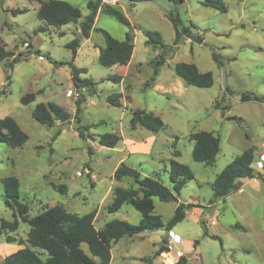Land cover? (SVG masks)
<instances>
[{
  "label": "rangeland",
  "instance_id": "rangeland-1",
  "mask_svg": "<svg viewBox=\"0 0 264 264\" xmlns=\"http://www.w3.org/2000/svg\"><path fill=\"white\" fill-rule=\"evenodd\" d=\"M65 1L80 9L78 21L38 31L39 25L46 26L36 16L38 1L0 0V44L14 53L0 61V118L13 117L28 135L18 147L0 142V218L14 219V210L5 205L1 180L15 176L19 181V200L27 205L29 217L46 207L61 205L77 215L95 210L93 224L98 230L113 219L137 224L141 214L129 203H124L116 212L106 210L114 186L137 185L128 177L113 179V169L124 152L117 144L119 141L114 147H106L98 143V137L109 132L121 138L123 131L124 135L144 140L153 134L151 154L136 153L127 165L170 187L169 159L174 157L172 151L178 150L180 156L176 159L194 174L176 195V200L153 198L154 213L163 222L172 216L178 203H199L188 207L183 220L173 228L180 236V242L173 249L183 252L186 264H264V179H239L235 185L241 183L240 189L232 188L223 198L214 199L212 191L214 178L226 164L244 149L251 147L257 152L262 146L264 102L243 101L241 94L264 96V0H225V12L204 6L199 0H100L121 9L134 33L132 71L126 77L125 88L122 87L121 97L126 102L121 101V105H112L106 100L108 94L120 91V84L106 77L120 70L97 62L96 48L104 46L102 33L95 29L88 40L81 38L74 58L67 46L80 36L79 22L89 12V0ZM22 8L26 11L12 13ZM170 14L179 20L181 29H188L179 35L177 43H174ZM95 27L117 39H122L128 30L104 13L96 17ZM145 29L157 31L165 48L147 43ZM18 54L21 59L9 67V62ZM159 54L164 63L154 83L151 81L146 86ZM41 55L44 59H39ZM71 60L76 67L87 69L79 76L92 79L94 85L90 88L73 85L70 67L66 64ZM176 62L194 63L200 71H211L212 85L197 87L186 83L174 72ZM26 93H33L34 100L23 104L21 97ZM76 100L82 104L78 118L73 117ZM39 102H54L72 118L67 123L55 121L52 126L41 124L32 116ZM136 109L158 115L164 126L157 132L142 126L133 128L130 117ZM80 129L83 137L79 136ZM200 130L210 131L220 139V150L212 164L192 158L193 140L189 136ZM254 171L264 176V169ZM53 184L63 186V192ZM17 219L18 228L2 232L1 242L11 236L23 246L27 244L29 226ZM139 234L124 235L112 242L111 264L177 262L172 261L173 254L165 258L155 253L164 229ZM82 248L86 246L82 244ZM32 249L41 253L37 248ZM41 257L45 255L41 253ZM3 259L0 264H4Z\"/></svg>",
  "mask_w": 264,
  "mask_h": 264
},
{
  "label": "trees",
  "instance_id": "trees-1",
  "mask_svg": "<svg viewBox=\"0 0 264 264\" xmlns=\"http://www.w3.org/2000/svg\"><path fill=\"white\" fill-rule=\"evenodd\" d=\"M39 7L36 16L43 21L46 26L60 27L61 25L77 22L81 17V11L78 7L65 0H37ZM135 1V0H129ZM183 1V0H173ZM207 7L220 12L226 11L225 0H199ZM88 14L79 24L80 36L72 39L67 46L72 49L73 58L76 54V48L79 46L81 38H88L97 12L113 16L118 22L125 25L128 30L122 39L113 37L109 32L102 28H94L100 31L104 37V46L99 48L97 56L98 64L110 67L112 65H125L129 62L134 47V33L132 25L123 11L116 6L100 2V0H89L87 2ZM26 9H14L12 13H22ZM174 26V43H177L179 35L187 28L179 27V20L169 15ZM38 31H43L39 26ZM146 42L154 44L162 49L165 45L162 43L160 34L153 30H144ZM14 53L7 50L3 44H0V61L13 56ZM212 57L218 61L215 53ZM21 59L18 54L9 62V67ZM73 60V59H72ZM66 62L70 67L71 80L75 87H88L94 85V81L88 77L81 78L80 73L87 70L84 67H76L73 62ZM164 63L162 54L153 62V75L148 82L154 81L158 74L159 67ZM174 72L182 80L190 85L197 87H209L213 83V74L211 71H200L194 63L176 62L173 65ZM106 79L118 82L120 76L114 74ZM257 100L264 102V96H257L253 93L243 92L241 100ZM34 100L33 93H26L21 97V102L27 104ZM106 100L112 105H121L120 92H112L107 95ZM81 102L76 100V111L74 118H78L81 111ZM32 116L41 124L52 126L55 121L67 123L72 115L63 107L48 102L44 104L39 102L35 105ZM130 125H140L147 130L157 132L164 126L162 119L151 111L136 109L130 117ZM58 130L54 134H58ZM53 136V137H54ZM79 136H84L82 130H79ZM193 140L191 150L192 158L195 161L204 164H212L220 150V139L210 131L200 130L192 132L189 136ZM28 139V135L21 129L16 120L6 115L0 118V142L11 147L21 146ZM120 140V136L114 133H103L98 137V143L106 147H114ZM254 150L251 147L244 149L239 155L235 156L222 170L216 175L212 182L213 197L223 198L232 189L233 183L237 179L261 178L264 176L260 172L254 171L250 166ZM177 155V152H174ZM171 186L168 187L159 179L142 175L141 172L121 162L113 171L112 177L119 181L128 177L133 180V185L122 187L114 186L112 189V198L106 205L108 212H116L124 203H129L141 214L137 224L129 223L121 219H113L105 223L102 229H96L93 224V218L96 211L91 210L88 213L77 215L66 211L61 205H53L44 208L33 216H27V205L19 200V181L15 176H6L2 178L4 190V202L12 212L14 210V219L6 220L0 218V234L2 232H12L18 228V219L29 226L26 243L23 247L6 255L3 259L4 264H108L111 258V242L117 241L123 235L133 236L145 230L164 229L165 234L161 239V244L155 251L156 254L166 250V233L185 217V210L195 204L178 203L172 216L163 222L160 215L154 213L153 197L160 201L176 200V195L180 193L185 184L194 178L192 170L184 163L175 158L169 159L168 169ZM59 191L63 192V186H57ZM17 216V217H15ZM207 234V231H206ZM6 242L14 241L11 236L5 237ZM197 244L198 242H195ZM82 244L86 249L82 248ZM32 248H37L45 255L36 252ZM142 260L145 261L144 258ZM145 264H148L146 262ZM174 264H186L184 257L179 258Z\"/></svg>",
  "mask_w": 264,
  "mask_h": 264
},
{
  "label": "crops",
  "instance_id": "crops-1",
  "mask_svg": "<svg viewBox=\"0 0 264 264\" xmlns=\"http://www.w3.org/2000/svg\"><path fill=\"white\" fill-rule=\"evenodd\" d=\"M32 1H35V0H32ZM37 1V0H36ZM101 13L100 11L97 12V15L96 17L98 16V14ZM96 17H95V20H96ZM95 20H94V24H93V29L92 30H95L94 28L95 27ZM40 22L44 24L43 21L40 20ZM81 22V21H80ZM79 22V24H80ZM75 23V22H74ZM41 26V25H39ZM52 27V26H51ZM46 28H48V26H44L43 27V30H45ZM78 31V30H77ZM91 31H90V34H89V38H90V35H91ZM89 38H85V40H88ZM31 46V44H30ZM103 47V46H102ZM76 54L79 50V47L76 48ZM98 50V53H99V49L96 48V51ZM133 53V52H132ZM98 56V55H97ZM41 59V56H39ZM75 57V56H74ZM74 60V59H73ZM132 55L130 57V60L127 64L125 65H112L110 67H117L116 69H119L120 71L117 72L116 74L120 76V80L118 81V83L120 84V94L123 96V92H124V89L125 88V80H126V77L129 76L130 72L132 71ZM85 68V67H84ZM87 70V69H86ZM87 72V71H86ZM85 72V73H86ZM107 78V77H106ZM156 79V78H155ZM154 79V81H155ZM153 81V83H154ZM179 82V80H177ZM123 87V88H122ZM123 97H121V101L122 103L124 104L126 101L124 100V98L122 99ZM140 125H135L133 128H137L139 127ZM120 135H121V138L119 140V142L117 144H120L121 145V149L122 151L124 152V154H122L117 162V164L115 165L114 169L116 168V166L118 164H120L121 162H124L126 164H128V161L130 160L131 156L136 154V153H139V154H142V155H150L151 154V151L153 149V146H154V140H155V136H153V134H149L148 136H145V139H143V137H139V136H132V135H124L123 131L120 132ZM262 143V141H261ZM260 143V145H261ZM259 145V147H260ZM258 147V148H259ZM253 149V148H252ZM255 150V149H253ZM177 152V155L175 156L174 155V152ZM255 153V152H254ZM174 157L172 158H177L180 156V153L178 150H173L172 153H171ZM138 164H140V161H137ZM132 167V166H131ZM113 169V171H114ZM140 171V170H139ZM142 175H145L143 171H140ZM113 173V172H112ZM252 179H255V181H258V179L256 178H252ZM239 180V179H237ZM236 180V181H237ZM111 189V188H110ZM154 198V197H153ZM186 203H190V202H186ZM190 204H199V203H190ZM196 207V206H194ZM121 208V207H120ZM119 208V209H120ZM201 210V209H200ZM118 211V210H117ZM175 227V226H174ZM173 227V228H174ZM173 228L171 229L172 232L173 231ZM143 232V231H142ZM141 233V232H140ZM175 234H178L176 232H174ZM139 234V233H138ZM137 235V234H136ZM140 235V234H139ZM179 235V234H178ZM124 236V235H123ZM120 239V238H119ZM4 242L0 241V261H2V259L5 257V255H8L14 251H16L17 249L21 248L23 246V244L21 242H17V241H12V242H6L5 239H3ZM116 242V241H115ZM112 244V242H111ZM110 253H111V248H110ZM161 253V252H160ZM112 254H111V258H110V261H109V264L112 263ZM1 263V262H0Z\"/></svg>",
  "mask_w": 264,
  "mask_h": 264
},
{
  "label": "built area",
  "instance_id": "built-area-1",
  "mask_svg": "<svg viewBox=\"0 0 264 264\" xmlns=\"http://www.w3.org/2000/svg\"><path fill=\"white\" fill-rule=\"evenodd\" d=\"M41 59H44L43 55H41ZM68 92H69L68 95L71 96L72 91L69 90ZM250 166L254 170L264 169V138L262 141V146L260 149L257 150V152H255V154L251 160ZM76 175H80V173L76 172ZM240 186H241V183L240 184L237 183V186H236L235 182H234L232 185V188H236L239 190ZM179 242H180V236L178 234H175L174 232H172L170 230L168 232L167 237H166V243H165V246L167 249L162 251L160 254H162L165 258H166V255L173 254V255H170V256H172V258H174V260H172V261H178L179 258L184 256L183 252L179 248H175V250L173 249L176 246V244H178ZM172 251H173V253H172Z\"/></svg>",
  "mask_w": 264,
  "mask_h": 264
},
{
  "label": "water",
  "instance_id": "water-1",
  "mask_svg": "<svg viewBox=\"0 0 264 264\" xmlns=\"http://www.w3.org/2000/svg\"><path fill=\"white\" fill-rule=\"evenodd\" d=\"M70 120H68V122H69Z\"/></svg>",
  "mask_w": 264,
  "mask_h": 264
}]
</instances>
